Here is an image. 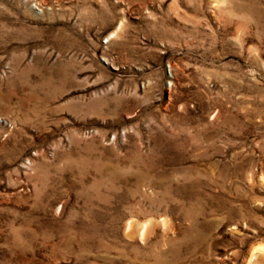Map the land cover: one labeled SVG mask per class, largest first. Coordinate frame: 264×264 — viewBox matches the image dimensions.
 <instances>
[{"label":"rangeland","instance_id":"rangeland-1","mask_svg":"<svg viewBox=\"0 0 264 264\" xmlns=\"http://www.w3.org/2000/svg\"><path fill=\"white\" fill-rule=\"evenodd\" d=\"M0 264H264V0H0Z\"/></svg>","mask_w":264,"mask_h":264},{"label":"bare ground","instance_id":"bare-ground-1","mask_svg":"<svg viewBox=\"0 0 264 264\" xmlns=\"http://www.w3.org/2000/svg\"><path fill=\"white\" fill-rule=\"evenodd\" d=\"M167 223V222H166ZM143 231H142V233H141V236L142 237H145V234L147 233V230H148V224H146L144 227H143V229H142ZM138 231V230H137ZM150 233H151V231H150ZM138 235V234H137ZM144 240V239H143Z\"/></svg>","mask_w":264,"mask_h":264}]
</instances>
